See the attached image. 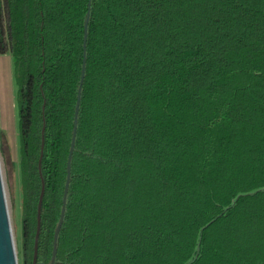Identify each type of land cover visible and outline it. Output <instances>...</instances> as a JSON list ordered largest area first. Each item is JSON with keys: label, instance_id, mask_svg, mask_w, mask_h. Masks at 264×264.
<instances>
[{"label": "trees", "instance_id": "trees-1", "mask_svg": "<svg viewBox=\"0 0 264 264\" xmlns=\"http://www.w3.org/2000/svg\"><path fill=\"white\" fill-rule=\"evenodd\" d=\"M88 13L83 56L84 22ZM20 263L264 264V0H0Z\"/></svg>", "mask_w": 264, "mask_h": 264}, {"label": "rangeland", "instance_id": "rangeland-1", "mask_svg": "<svg viewBox=\"0 0 264 264\" xmlns=\"http://www.w3.org/2000/svg\"><path fill=\"white\" fill-rule=\"evenodd\" d=\"M0 171L13 242L20 263V178L16 85L11 56L0 55Z\"/></svg>", "mask_w": 264, "mask_h": 264}, {"label": "water", "instance_id": "water-1", "mask_svg": "<svg viewBox=\"0 0 264 264\" xmlns=\"http://www.w3.org/2000/svg\"><path fill=\"white\" fill-rule=\"evenodd\" d=\"M87 21H88V13L86 14V18L84 22L83 56H84V48H85V40H86ZM83 74H84V57L82 60L81 79H80V83L78 87V97H77V103H76L75 113H74L72 139H71V144H70V149H69V154H68L67 164H66V181H65L63 196H62V206H61L58 223L55 227L54 234H53L52 253H51L49 264H54V261H55L57 236H58V232L60 230V227L63 221V216H64L67 187H68V182H69V177H70L69 176L70 160H71V154H72V150L74 146V139H75V132H76V118H77V113H78L79 96H80V91H81V86H82ZM42 195H43V189H41L39 201H38V207H37V217H36L37 225H36V232H35V237H34L32 264H35L36 262L37 239H38V233H39L40 206H41ZM0 264H18L15 246L13 242V236L11 232L8 211H7V206L5 202L1 171H0Z\"/></svg>", "mask_w": 264, "mask_h": 264}]
</instances>
